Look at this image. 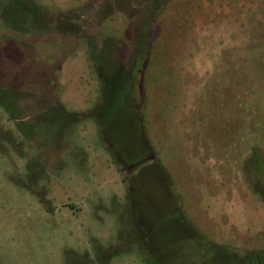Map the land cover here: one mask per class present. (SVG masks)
Masks as SVG:
<instances>
[{
  "label": "rangeland",
  "instance_id": "rangeland-1",
  "mask_svg": "<svg viewBox=\"0 0 264 264\" xmlns=\"http://www.w3.org/2000/svg\"><path fill=\"white\" fill-rule=\"evenodd\" d=\"M16 1L0 0V86L25 95L24 120L55 104L97 108L91 58L105 52L133 75L151 147L132 143L128 116L103 132L57 114L26 141L0 107V130L26 156L7 143L0 153V264H99L94 239L104 263L145 264L139 240L153 234L162 264H207L208 242L241 259L264 250L260 173L248 162L255 148L264 155V0H28L48 9L44 32L7 25ZM63 21L71 32L56 30ZM36 158L46 205L21 185Z\"/></svg>",
  "mask_w": 264,
  "mask_h": 264
},
{
  "label": "trees",
  "instance_id": "trees-1",
  "mask_svg": "<svg viewBox=\"0 0 264 264\" xmlns=\"http://www.w3.org/2000/svg\"><path fill=\"white\" fill-rule=\"evenodd\" d=\"M10 4L9 6H11ZM13 7L15 8L14 13L11 15L8 13L7 8L4 7L2 12V17L5 19L7 25L12 26L15 30L29 32L31 27L36 29L37 32L49 31L51 29V20L48 16V9L42 5L34 3H29L28 0H17ZM5 17V18H4ZM61 23V22H60ZM30 25L29 27L26 26ZM57 31L61 33L71 32L72 28L68 25L66 21H63L56 28ZM148 36V35H147ZM148 38V37H147ZM146 38V42H147ZM146 44L144 45V47ZM94 48L92 51H95ZM105 52L94 56L91 58L95 67L99 71V79L101 81V87L103 89L102 93V103L97 107L92 109L91 111L84 112H69L65 109L61 104H55L53 106H48L46 108H42L43 110L35 118V124H46L49 122L50 116H54L58 114V117L66 118L68 124L73 125L74 127H78L85 120L93 121L98 128H100L103 132L109 128L107 124H114L113 121L117 119H126L127 116L131 119V117L135 118L134 128L132 135V143H135L133 140H140L143 142L146 150L151 147L150 141L148 139L147 133L142 126V118L140 115V110L142 109L143 99H140L139 92L138 97L135 98V81L132 80V74H126L124 76L122 71L121 63L106 58ZM108 64L109 70H107L104 66ZM102 66L105 68H102ZM120 66V67H118ZM140 87V92L142 91V87ZM139 90V88H138ZM142 97V96H141ZM25 100V95L16 91H12L6 87L0 86V107L6 112L10 120L15 121L17 131L23 137L24 140L30 141L34 138L38 133L36 132L35 124H29L24 120L23 114L25 113V109L23 107V101ZM29 109V107H26ZM106 113V114H105ZM127 120V119H126ZM142 120V121H141ZM112 128L110 129L111 133ZM107 134V132H106ZM48 137L47 135H44ZM106 137V135H105ZM106 140L110 142L109 152L113 157L114 161H119L123 157L120 153H117L116 150L113 149V142L110 137H106ZM105 140V141H106ZM7 143L11 146L12 149L17 152L19 156L22 158L26 157L23 153V142L19 143L18 139L13 135L10 131H2L0 130V153H5L7 150L3 147V144ZM112 149V150H111ZM119 152V151H118ZM250 163V169L256 170L260 173V178L256 180L257 184H259L261 189H258V194L264 200V155L261 153L259 148H255L252 150L250 158L248 160ZM41 167V163L36 159H33L29 165L28 169V182L22 183V187L38 196L41 199V202L47 204L46 198L42 196L41 193H38L35 189L37 185V178L39 177L37 168ZM155 167V166H154ZM160 170L161 175H163V179L170 184V177L166 170H164L160 163L156 165ZM258 185V186H259ZM51 212V209H48ZM186 220L184 217L178 218L179 223H183ZM191 227V225H188ZM153 238L149 240V237H143V241L141 244V251L145 255L143 261L145 264H162L161 259V251L160 247L151 248V242L153 239H158V237L154 234ZM201 240H204L203 237ZM205 243V241H203ZM93 251L95 257L99 264H107L103 261V256L106 253L105 247L96 239L92 241ZM144 244V245H143ZM207 251L212 254V258L207 264H264V250L246 254L245 258H240L234 250L226 249L221 246H217L212 243H207ZM148 252V253H147ZM147 254V255H146ZM158 256V257H157ZM161 262V263H159Z\"/></svg>",
  "mask_w": 264,
  "mask_h": 264
},
{
  "label": "crops",
  "instance_id": "crops-1",
  "mask_svg": "<svg viewBox=\"0 0 264 264\" xmlns=\"http://www.w3.org/2000/svg\"><path fill=\"white\" fill-rule=\"evenodd\" d=\"M62 104H63V102H62ZM62 106H64L65 107V105L63 104ZM65 109H66V107H65ZM67 110V109H66ZM68 111V110H67ZM81 111H86L85 109H83V110H81ZM69 112H74V111H69ZM93 122V121H92ZM88 123V122H87ZM95 125V124H94ZM93 125V123H92V125H90L89 123H88V127L87 128H90V127H92V126H94ZM86 128V129H87ZM91 129H96V127L94 126V127H92ZM86 131V130H85ZM85 131H84V133H85ZM83 143V142H82ZM102 153H101V155H106V153L104 152V151H101ZM109 160V159H108ZM108 160H107V162H108Z\"/></svg>",
  "mask_w": 264,
  "mask_h": 264
},
{
  "label": "water",
  "instance_id": "water-1",
  "mask_svg": "<svg viewBox=\"0 0 264 264\" xmlns=\"http://www.w3.org/2000/svg\"><path fill=\"white\" fill-rule=\"evenodd\" d=\"M146 160H148V159H145L144 161H146ZM142 162H143V161H142ZM139 164H140V163H139ZM139 164H137V165H139ZM137 165H134V167L137 166ZM132 167H133V166H132ZM132 167H130V168H132Z\"/></svg>",
  "mask_w": 264,
  "mask_h": 264
}]
</instances>
